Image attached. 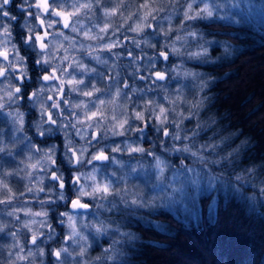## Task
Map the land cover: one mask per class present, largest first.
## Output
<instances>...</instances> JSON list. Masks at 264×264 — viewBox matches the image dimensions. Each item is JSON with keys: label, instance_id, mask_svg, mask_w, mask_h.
<instances>
[{"label": "clouds", "instance_id": "clouds-1", "mask_svg": "<svg viewBox=\"0 0 264 264\" xmlns=\"http://www.w3.org/2000/svg\"><path fill=\"white\" fill-rule=\"evenodd\" d=\"M218 225L264 264V0H0V264H230Z\"/></svg>", "mask_w": 264, "mask_h": 264}, {"label": "trees", "instance_id": "trees-1", "mask_svg": "<svg viewBox=\"0 0 264 264\" xmlns=\"http://www.w3.org/2000/svg\"><path fill=\"white\" fill-rule=\"evenodd\" d=\"M185 235L197 241L204 250L218 259L223 260L227 257L230 264H244L250 254L249 245L253 243L239 233L228 231L219 225L209 226L206 232L192 231ZM184 242L185 244L189 243L186 239ZM182 247H187V245H182ZM189 251L194 256H200V252L196 248H190Z\"/></svg>", "mask_w": 264, "mask_h": 264}]
</instances>
